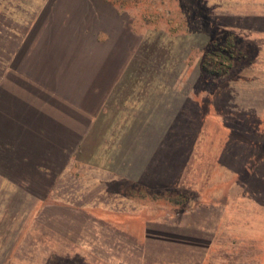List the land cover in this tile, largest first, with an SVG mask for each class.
<instances>
[{"label":"rangeland","instance_id":"374dc122","mask_svg":"<svg viewBox=\"0 0 264 264\" xmlns=\"http://www.w3.org/2000/svg\"><path fill=\"white\" fill-rule=\"evenodd\" d=\"M190 3L194 23L174 14L168 21V0H0L2 63L21 46L23 8L58 9L57 23L72 20L84 39H107L106 74L121 67L124 85L107 98L105 147L91 163L132 146L135 117H163V125L152 119L162 131L148 143L143 171H129L128 152L124 173L74 163L53 180L58 201L47 206L27 194L43 188L21 189V259L0 264H202L212 243L228 249L229 234L264 238V0H182ZM223 37L232 69L203 74V49ZM124 176L132 181L117 179ZM39 211L47 217L37 219ZM100 216L119 220V230L93 218Z\"/></svg>","mask_w":264,"mask_h":264},{"label":"crops","instance_id":"0c3cea01","mask_svg":"<svg viewBox=\"0 0 264 264\" xmlns=\"http://www.w3.org/2000/svg\"><path fill=\"white\" fill-rule=\"evenodd\" d=\"M31 8L21 9L20 48L11 60L0 62V173L21 172L17 177L0 175V260L21 259V189L43 188L42 195L27 192L30 201L42 205L58 201L47 189H54L53 180L74 163L122 173L131 164L129 171H143L152 155L148 143L162 131L154 130L156 117L146 115L140 121L135 117L130 128L132 146L125 149L118 144L117 156L106 163H91L103 154L106 101L115 86L124 85L123 69L113 68L107 76V39H84L83 30H76L72 20L57 23L58 16L52 12L58 9ZM158 117L155 120L163 125V117ZM128 152L131 163H121ZM33 215L34 219L47 217L43 211Z\"/></svg>","mask_w":264,"mask_h":264},{"label":"trees","instance_id":"16d2710c","mask_svg":"<svg viewBox=\"0 0 264 264\" xmlns=\"http://www.w3.org/2000/svg\"><path fill=\"white\" fill-rule=\"evenodd\" d=\"M168 3L169 8L166 11L169 16L168 18H170L173 14L176 18H182L185 15L184 19L186 18V20H191V23H194V21L196 20L195 13L197 11V8H192L191 3L189 4V6L182 5V0H168ZM184 6L186 8H184ZM201 17L203 19H206L205 14H202ZM174 18H170L168 19V21H173ZM232 47V43L229 41V39H225V37H223V39L221 40L210 39L202 52L203 56L201 57L202 63L199 67L200 71H202V73L205 75L214 77L227 75L229 73V70L232 69V62L234 58ZM233 182L234 180H229L220 189L221 198H223L225 201H227L230 196L231 186L233 185ZM47 192L49 195L53 192V188L47 189ZM175 197L177 196L174 195V198ZM42 205L45 206L46 204L43 203ZM75 212L80 215L84 214L83 211L77 212L75 210ZM95 214L98 216V213ZM93 218L97 221L111 222V224H113L111 225L113 229L119 230L118 228H116V224L119 221L117 219L109 220L104 219L103 217L101 219V216ZM226 237L228 238L224 237V243L229 246L228 249H224L223 247H217L216 249L212 248V246H214L212 243V246L208 249L202 264H264V238L262 239L263 236L259 238L260 242H257L255 238H251L248 235L239 232L229 234ZM222 249L223 255L220 259H218L217 254Z\"/></svg>","mask_w":264,"mask_h":264}]
</instances>
